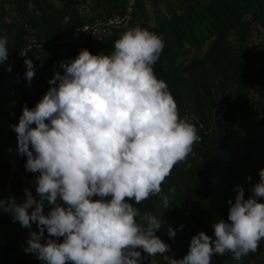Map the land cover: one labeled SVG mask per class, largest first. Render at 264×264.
<instances>
[{"label": "clouds", "instance_id": "clouds-1", "mask_svg": "<svg viewBox=\"0 0 264 264\" xmlns=\"http://www.w3.org/2000/svg\"><path fill=\"white\" fill-rule=\"evenodd\" d=\"M125 7L126 0L121 15ZM8 42L6 34L0 36V64L8 59ZM164 46L162 35L137 25L120 34L111 54L81 49L60 62L63 71L54 72L41 99L32 108L24 105L11 126L27 157L25 169L38 175L24 183L22 202L8 192L0 209L22 227L36 223L24 251L42 264H140L142 252H169L156 235L160 219L142 216L134 204L160 196L168 208L162 185L176 165L191 166L188 157L201 137L200 126L181 117L167 83L155 75ZM24 63L30 83L34 66L27 58ZM258 176L249 198L236 187L227 220L212 224L214 238L199 232L187 254L169 264H211L214 255L241 260L256 253L264 241V203L258 202L264 198V168ZM45 202L51 206L47 214ZM169 235H175L171 228Z\"/></svg>", "mask_w": 264, "mask_h": 264}, {"label": "trees", "instance_id": "trees-1", "mask_svg": "<svg viewBox=\"0 0 264 264\" xmlns=\"http://www.w3.org/2000/svg\"><path fill=\"white\" fill-rule=\"evenodd\" d=\"M83 1L0 0V36L6 34L9 41L0 78L14 53H27L17 64L9 97L0 99V199L7 202L9 192L16 203L22 202L24 183L38 175L25 169L27 157L11 126L18 123L23 106L34 107L50 87L53 76L46 70L62 72L60 62L74 59L81 49L111 54L120 34L139 25L163 36L155 75L167 83L181 117L200 125L201 141L193 146L195 155L188 157L191 166L176 165L162 185L169 207L162 206L160 196L134 204L142 216L160 219L156 235L169 245L165 255L142 252L140 264H168L165 260L187 254L191 238L199 232L214 238L212 224L227 220L228 201L234 202L237 186L247 199L259 182L264 168V0H133L126 25L112 28L101 41L76 46L66 41L74 27L121 15L125 5V0H92L88 12L81 14L76 5ZM26 58L34 66L30 83ZM9 159L14 161L11 173ZM28 190L36 197V191ZM258 202L264 203V198ZM50 207L45 202V214ZM30 231H38L35 222L31 228L22 227L0 209V264H42L24 251ZM44 235L48 237L46 231ZM211 264H264V241L256 253L241 260L229 253L214 255Z\"/></svg>", "mask_w": 264, "mask_h": 264}, {"label": "built area", "instance_id": "built-area-1", "mask_svg": "<svg viewBox=\"0 0 264 264\" xmlns=\"http://www.w3.org/2000/svg\"><path fill=\"white\" fill-rule=\"evenodd\" d=\"M90 3L91 0H85L83 2H79V4L76 5L77 11L81 14L87 13ZM132 6H133V0H126L125 13L123 15L113 14L108 16L104 20H97L90 23H83L79 26L74 27L67 34L66 41L75 45H82L87 41H100L101 39H103L104 37L110 34V30L112 28H117L125 25L129 17V12ZM31 45L32 44L30 43L27 44V48L30 47ZM23 54H24V50L20 53H14L10 58L9 63L5 65V70H6L5 75L2 78H0V99L4 97H9L11 93V88H10L11 80L17 74L18 71L17 64L20 61ZM9 66H11V72L7 71V68ZM46 72L49 76H53V73L50 68L47 69ZM188 117L193 118L195 120V117L193 115H189ZM182 118L187 119V116L183 115ZM33 187L34 188L36 187V183L34 184Z\"/></svg>", "mask_w": 264, "mask_h": 264}, {"label": "water", "instance_id": "water-1", "mask_svg": "<svg viewBox=\"0 0 264 264\" xmlns=\"http://www.w3.org/2000/svg\"><path fill=\"white\" fill-rule=\"evenodd\" d=\"M12 169H13V161H12L11 166H10V173H11ZM167 261L169 262V260H167Z\"/></svg>", "mask_w": 264, "mask_h": 264}, {"label": "rangeland", "instance_id": "rangeland-1", "mask_svg": "<svg viewBox=\"0 0 264 264\" xmlns=\"http://www.w3.org/2000/svg\"><path fill=\"white\" fill-rule=\"evenodd\" d=\"M112 31V29L110 30V32ZM165 260V259H164ZM165 261H167V260H165ZM168 262V261H167ZM168 264H169V262H168Z\"/></svg>", "mask_w": 264, "mask_h": 264}]
</instances>
